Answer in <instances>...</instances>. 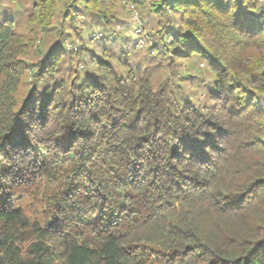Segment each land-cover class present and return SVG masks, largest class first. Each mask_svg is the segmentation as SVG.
<instances>
[{"label":"trees","instance_id":"16d2710c","mask_svg":"<svg viewBox=\"0 0 264 264\" xmlns=\"http://www.w3.org/2000/svg\"><path fill=\"white\" fill-rule=\"evenodd\" d=\"M116 1L0 6V264H264V0H133L149 46L67 48Z\"/></svg>","mask_w":264,"mask_h":264},{"label":"rangeland","instance_id":"374dc122","mask_svg":"<svg viewBox=\"0 0 264 264\" xmlns=\"http://www.w3.org/2000/svg\"><path fill=\"white\" fill-rule=\"evenodd\" d=\"M125 1L126 0H118L116 1V8H117V13L120 16V18L122 19V22H117L115 25L110 26L108 28H104L101 27L99 25H96L92 28H88V26L83 22V20L80 18V24L83 27V34L82 37L77 35H74L71 38H69V41H79V46L80 47H84V48H93L94 51L99 52L100 47H96L97 46V40L96 41H92L90 40V35L92 32L96 31V30H118V36H124V37H133V25L131 24V13L129 11V9L125 6ZM131 2H133L136 5L137 11L143 21L144 27H145V33L147 36V39L149 40V44L148 46L151 44L150 42V36H149V29L147 28V20L148 18H144L142 17V15L140 14V10H139V4L140 2H135L133 0H129ZM141 1V0H140ZM7 3V0H0V6L4 5ZM62 6V5H61ZM23 10V6L21 5V2L18 3V5L14 6V12L17 13V15H19L21 13V11ZM3 11L2 9L0 10V16L2 15ZM43 31H39L37 34L36 38H40L42 36ZM163 63H165L164 60H161V64L163 65ZM164 66V65H163ZM195 69H198L197 67H192L189 64H184V66L182 67V72L179 73V75H177V77L173 76L172 77V82L174 87L176 88L177 83H186L185 80H183L182 77H184L186 74H188L190 71L193 73H197L195 72ZM165 77V73L163 72V74H161L159 77H157L158 79H163ZM171 77V74H170ZM194 86L195 83L193 84Z\"/></svg>","mask_w":264,"mask_h":264},{"label":"built area","instance_id":"2783aa9c","mask_svg":"<svg viewBox=\"0 0 264 264\" xmlns=\"http://www.w3.org/2000/svg\"><path fill=\"white\" fill-rule=\"evenodd\" d=\"M125 6L129 9L131 13V24L133 25V36L136 39V47L137 48H144L148 46V39L145 33V27L143 24V21L137 11L136 5L129 1H125ZM118 30H112V31H107V30H96L91 33L90 35V40L96 41L99 39L106 38L111 35H117ZM40 41V39L37 40V43ZM66 46L68 49L71 50H78L79 46V41H66ZM203 65V64H201Z\"/></svg>","mask_w":264,"mask_h":264}]
</instances>
